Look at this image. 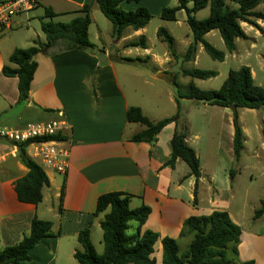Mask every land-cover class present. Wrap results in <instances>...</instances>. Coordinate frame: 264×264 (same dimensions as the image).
<instances>
[{
    "label": "crops",
    "instance_id": "obj_1",
    "mask_svg": "<svg viewBox=\"0 0 264 264\" xmlns=\"http://www.w3.org/2000/svg\"><path fill=\"white\" fill-rule=\"evenodd\" d=\"M86 4L91 5V26L95 23L94 13L99 9L93 0H38L34 9L15 17L11 31L0 33V129H20L28 124L63 120L66 123L63 133L67 139L64 144L69 149L65 174L42 167L49 185L42 189L43 199L34 206L17 200L14 184L28 171L18 159V148L0 138V250L18 244L27 236L33 218L37 217L51 222L52 234L58 235L43 238L29 252L30 260L21 264H78L73 255L82 249L77 239L80 231L88 229L91 242L98 240L103 247L100 229L103 214L95 216L96 202L104 194L120 192L131 196L128 203L130 209L143 205L150 210L139 230L158 235L150 256L155 264H162V238L176 240L178 253L185 252L193 235L179 236L184 221L189 217L208 216L214 211L226 212L240 228L237 260L264 264V215L254 218V212L261 207L264 197L260 195L251 204L249 189L244 185L242 175L235 172L231 178L230 174L233 163L237 161L232 148L234 127L231 109L210 106L215 116L210 123L214 120L217 127L212 136L207 134L213 149L201 146V132L193 130L189 111L183 118L187 125L185 141L193 148L199 162L198 179L190 174L189 167L180 159H176L173 168L164 165L171 156L174 123L167 124L158 132L154 143L130 141L145 126L126 120L128 108L139 107L152 123L171 118L173 113L163 112L156 116L159 107L156 105L152 110L151 104L150 114L154 116L147 114L148 105L144 98L138 103H130L119 84L114 63L135 68L133 77H142L141 72L145 69L152 80L166 79L171 88L168 102L175 114L177 105L172 82L187 77L182 71L192 69L181 66L177 71L171 67L178 58L184 64V54L193 36L190 29L185 28L184 11L176 14L175 22L169 23L162 20L159 14L166 7L175 8L177 0L122 1L120 7L126 12H133L139 7L149 11L152 18L144 28L137 31L124 29L119 38H113L111 31L106 39L104 36L107 33L97 26V34L89 39L94 45L92 50L59 52L51 48L48 54L37 55V68L30 84L28 101L18 102V79L4 77L2 73L4 65L10 66L9 56L15 49L31 47L34 40L45 42L41 30L45 8L52 9L56 15L55 22L67 23L79 16L75 11ZM40 8L43 13L38 12ZM59 19L67 20L61 22ZM240 26L249 40L246 32L250 28L245 23H240ZM160 28L172 36L174 58L166 44L158 38ZM179 31L184 38L178 40L175 32ZM215 32L218 31L209 32L204 39L208 42V38L216 36ZM141 36L145 47L128 46ZM177 47L180 48L179 53ZM200 48V45L197 46L196 53ZM191 61L197 62L196 54ZM182 101L186 105L190 103L187 99ZM201 104L204 106V103L198 102L194 110L200 109ZM240 109L236 113L244 133L245 147L247 130L241 122ZM26 151L28 156L29 150ZM129 223H134V233L137 225ZM102 250L95 252L101 254Z\"/></svg>",
    "mask_w": 264,
    "mask_h": 264
},
{
    "label": "trees",
    "instance_id": "obj_2",
    "mask_svg": "<svg viewBox=\"0 0 264 264\" xmlns=\"http://www.w3.org/2000/svg\"><path fill=\"white\" fill-rule=\"evenodd\" d=\"M139 2L140 0H93L102 16L111 23L113 38H119L123 30L137 31L144 28L151 20L149 11L139 7L133 12H126L120 7V3ZM178 5L166 7L159 14L162 20L176 21V14L185 12V23L192 33V43L187 47L184 60H192L200 45L205 54L212 60L224 62L225 53L214 48L204 38L211 31H218L220 40L227 54H232L235 49L236 39H247L240 23L260 30L257 21L264 22V13L257 11V7L264 0H177ZM191 3V6H188ZM209 9V15L203 20H197L195 14L203 9ZM91 5L86 4L77 10L76 16L67 23L55 22L56 15L51 8L44 9L41 19V30L45 36V42L34 40L31 47L15 49L8 58V65H4L2 73L4 77L17 78L18 102L28 101L31 81L37 68L35 57L39 54H48L53 48L59 52L70 49L92 50L90 42L89 26ZM45 19V20H44ZM158 38L166 44L170 55L175 57L174 41L172 36L163 28L157 32ZM130 47H145L144 38L130 42ZM130 61V60H127ZM184 76L197 80H208L217 75L213 70H185ZM175 88L176 113L173 117H167L156 123L150 122L144 116L139 107H130L126 111V120L130 123H140L145 129L134 134L130 141L133 143H154L156 135L167 124L174 123L175 133L171 139V156L164 163L170 168L174 167L176 159L182 160L189 167L190 174L198 179L199 162L195 151L185 139L187 125L180 120L179 100L187 99L201 102L209 106H218L231 109L233 113L234 135L232 148L235 160L241 157L244 149V133L237 119L236 111L239 108L247 110H259L264 106V89L256 85L248 67L240 66L229 70L223 84L217 90L202 91L190 82L181 91L176 82H172ZM44 140H52L61 143L66 142L63 131L57 132L53 137L47 136ZM18 159L27 169L26 176L18 179L14 184L17 200L24 204L38 205L43 199L42 189L49 185L47 175L43 168L26 155L27 145H17ZM235 171H230L231 178ZM130 197L120 192H110L99 197L96 202L95 216L103 214L100 223L104 250L101 254L95 252L93 243L89 237L88 229L78 234V242L81 245L79 251H75L73 258L78 264H155L151 259L154 244L158 240L156 233L140 232V227L145 224L150 210L140 205L130 209L128 203ZM264 215V202L254 212V218ZM129 222H135L134 233L127 234ZM51 222L34 217L30 224L27 236L10 247L0 250V264H21L28 262L29 252L36 247L43 238H53ZM192 234V240L185 252L179 254L176 240L162 238V264H254L252 260L239 262L237 260L240 228L233 223L226 212H212L208 216L189 217L184 221L180 230V237Z\"/></svg>",
    "mask_w": 264,
    "mask_h": 264
},
{
    "label": "rangeland",
    "instance_id": "obj_3",
    "mask_svg": "<svg viewBox=\"0 0 264 264\" xmlns=\"http://www.w3.org/2000/svg\"><path fill=\"white\" fill-rule=\"evenodd\" d=\"M256 10L264 13V3L260 4ZM38 12L43 13L42 8L38 9ZM207 15H209L208 8L203 9L198 14H195V17L197 20H203L207 17ZM94 19L95 23H93L89 28V39H92L93 35L97 34V26H99L104 33H107L104 36L107 39V37L111 35V23L102 16L99 9L95 11ZM59 20H61V22H65L67 19ZM167 23H169V21H167ZM257 24L259 25L260 30L247 26L250 28L246 32L250 37L249 40L248 38L246 40L236 39V49L232 54L226 53L218 32H215V37L208 38V42L214 48L225 53L224 62L220 63L219 61L212 60L201 48L198 53H196L197 62L195 63H192L193 61H188L181 64V60L178 58L176 64L171 67L177 71H180L182 66L184 69L195 68L199 70H213L217 72L215 77L208 80H197L189 76L178 79L177 81H174L178 84V88L183 91L186 86L192 82L197 89L202 91L217 90L223 84L229 70L237 69L240 66H243L250 69L255 84L263 87L264 89V22L257 21ZM185 28L188 29L187 26H185ZM149 31H151L150 28ZM175 35H177L178 40L184 38L181 31L175 32ZM177 51L178 53L180 52L179 47H177ZM181 59L183 60V58ZM114 66L117 70L118 80L120 82L119 84L123 88L126 98L130 103H138L139 99L144 98L148 105V108H145L147 110H145L147 114L154 116L150 114V111L151 109L154 110V106L157 105L159 108L156 116H159L163 112H170L173 113L172 116L175 115L170 103L168 102L170 93L169 89L171 88L166 79H162L160 81L152 80L148 77L147 70L145 69L143 71L138 69L143 72H141L142 77H133L132 74L135 72V68L121 63H114ZM154 90L158 91V93H155ZM179 102L181 107L180 120H183L185 114L189 111L190 119L193 122V130L201 132V146L204 149H208L209 147L213 149L212 142L209 144L207 138V134L211 133L212 136L215 129L217 132L214 120L210 123V119L215 118L213 115L214 113L211 112V107L205 104L203 106V104H201L202 106H200V109L194 110L196 108L195 105L198 102L190 100V103L187 105L183 103L182 100H179ZM151 104L153 105L152 108ZM239 112L241 122L247 130V142L241 159L235 161L232 168L235 172H237L236 174L242 175V181L249 189L251 204H254L260 195H263L264 197V107L259 110H247L241 108ZM129 226L127 234L131 235L133 233L132 227L134 226V223H129ZM93 244L96 248L95 250L100 253L103 247L100 245L99 241L94 239Z\"/></svg>",
    "mask_w": 264,
    "mask_h": 264
},
{
    "label": "built area",
    "instance_id": "obj_4",
    "mask_svg": "<svg viewBox=\"0 0 264 264\" xmlns=\"http://www.w3.org/2000/svg\"><path fill=\"white\" fill-rule=\"evenodd\" d=\"M38 0H4L0 1V33L9 32L14 27L15 17L27 10L34 9ZM66 129L63 120L39 124H28L20 129H0V138L17 147L26 143L29 158L57 174H65L68 168L69 149L64 143L44 140Z\"/></svg>",
    "mask_w": 264,
    "mask_h": 264
}]
</instances>
